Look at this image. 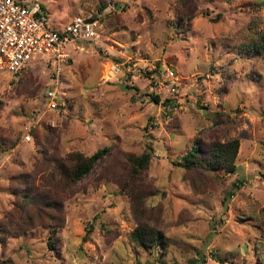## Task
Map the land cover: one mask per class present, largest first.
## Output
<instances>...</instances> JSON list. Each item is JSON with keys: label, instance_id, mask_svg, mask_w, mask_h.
Wrapping results in <instances>:
<instances>
[{"label": "rangeland", "instance_id": "1", "mask_svg": "<svg viewBox=\"0 0 264 264\" xmlns=\"http://www.w3.org/2000/svg\"><path fill=\"white\" fill-rule=\"evenodd\" d=\"M37 1L52 28L91 15L102 35L0 73V264H264V0ZM232 139L233 173L176 165ZM144 152L134 198L125 156ZM139 225L166 246L138 247Z\"/></svg>", "mask_w": 264, "mask_h": 264}, {"label": "built area", "instance_id": "2", "mask_svg": "<svg viewBox=\"0 0 264 264\" xmlns=\"http://www.w3.org/2000/svg\"><path fill=\"white\" fill-rule=\"evenodd\" d=\"M102 23L91 15H75L63 28L49 24L45 7L37 0H0V73H21L31 62L62 58L63 50L76 41L97 40ZM118 72L114 65L108 76ZM168 78L173 77L169 72ZM48 107L56 105L55 91L47 92Z\"/></svg>", "mask_w": 264, "mask_h": 264}, {"label": "trees", "instance_id": "3", "mask_svg": "<svg viewBox=\"0 0 264 264\" xmlns=\"http://www.w3.org/2000/svg\"><path fill=\"white\" fill-rule=\"evenodd\" d=\"M258 51L264 55V32L258 37ZM152 99L153 101H158L157 97H152ZM110 148L109 146H105L89 156H84L81 153L70 155L68 158L70 166L67 172L68 177L73 181L82 179L110 152ZM238 148L239 142L236 139L212 143L210 149L204 154L200 148L194 145L182 155L181 162H176V165L184 167L186 170L205 168L214 171L223 168L226 172L233 173L236 170L235 157ZM125 158L129 166L128 180L122 181L119 185L125 190H130L128 191L130 195L136 198L140 194V192L138 193L139 185L142 180V175L148 167L150 153L144 152L141 155L127 154ZM130 238L138 247L144 250L150 247L160 249L166 246L165 238L157 230L146 225L137 226L130 233ZM52 242L53 239L49 238L48 246H52Z\"/></svg>", "mask_w": 264, "mask_h": 264}]
</instances>
